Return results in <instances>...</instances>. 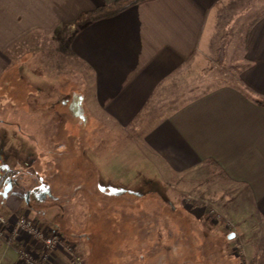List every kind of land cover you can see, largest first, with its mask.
Masks as SVG:
<instances>
[{"label": "crops", "instance_id": "crops-1", "mask_svg": "<svg viewBox=\"0 0 264 264\" xmlns=\"http://www.w3.org/2000/svg\"><path fill=\"white\" fill-rule=\"evenodd\" d=\"M112 1L0 0V91L11 83L20 89L22 83L25 95H31L7 98L2 93L1 102L14 106L23 99L34 108L41 103H53L49 89L26 81L21 69H29L40 82L49 78L56 82L59 77H49L48 69L41 74L30 64L31 60L26 65L18 58L19 43L41 36L51 44V50L43 49L46 59L53 55L56 59L71 57L76 63L77 77L79 68L87 74L85 83H90L91 93L89 97L83 94L85 103L100 107L113 124L126 127L141 110L144 109L143 115L147 113L160 87L171 82V76L182 67L189 64L201 69L206 65L205 56L211 55V42L221 19H229L230 25L238 26L244 15L241 0H141L112 16L87 19L89 11ZM224 10L230 12L223 15ZM242 55L239 84L216 86L163 111L158 118L154 114L151 124L139 133L141 145L133 148L157 178L164 171L191 172L212 162L221 170L223 181L245 188L256 218L264 225V14L246 32ZM60 64L55 67V74L62 75ZM74 89L79 100L78 87ZM57 94L61 100L63 97ZM76 102L72 105L79 104ZM36 113V108L28 111L26 127L21 126L17 113L11 119H0V124L15 128L23 137L35 138ZM42 130L46 133L50 127L44 125ZM3 138L0 154L5 153L8 143ZM123 159L109 155L103 162L109 174L122 183L127 175L124 165L121 166ZM40 188L36 185L29 193L33 190L36 194ZM5 192L0 193L1 215H25L36 219L42 227L58 228L62 233L58 244L46 251L48 255L40 264H78L75 257L80 253L81 263L88 264L90 243L84 233L72 227L71 219L68 223L67 211H60L62 208L57 206L54 210L53 205L36 208L14 192ZM43 198L40 195L33 200L46 203L48 198ZM62 215L66 223L59 220ZM262 235L257 246L249 247L247 253L239 252L246 261L250 259V264H264V226ZM18 247L19 244L10 246L0 241V264H21ZM29 248L37 256L43 253L39 243L31 242Z\"/></svg>", "mask_w": 264, "mask_h": 264}, {"label": "rangeland", "instance_id": "rangeland-1", "mask_svg": "<svg viewBox=\"0 0 264 264\" xmlns=\"http://www.w3.org/2000/svg\"><path fill=\"white\" fill-rule=\"evenodd\" d=\"M241 1L244 15L239 19L240 25H230L229 19H221L211 42V55L205 56L206 65L201 69L189 64L182 67L171 76V82L160 87L146 107L147 113L126 127L113 124L100 107L85 103L83 94L89 97L90 83H85L87 74L80 72V68L77 77L73 58L56 59L53 55L46 59L43 49L51 50V44L44 42L41 36L19 43L21 62L28 65L31 60L30 64L39 73L51 70L49 77H59V81L49 78L51 81L40 82L29 69H21L26 81L49 89V97L54 99L51 105L41 103L35 107V138L23 137L15 128L0 124V141H5L3 136L8 141L5 153L0 154V193L10 190L16 180L27 183V176L23 174H32L37 187L41 188L36 194L33 190L28 193V203L36 208L53 205L54 210L57 206L62 208L60 211H67L68 223L72 221L75 230L88 235L91 258L96 264H115L116 261L121 264H159L160 261L196 264L197 255L204 264H250V259L246 261L239 252L247 253L249 247L257 246L263 237L264 225L256 218L244 187L226 183L217 169L208 164L205 168L179 174L164 171L157 178L133 148L141 145L139 133L151 124L154 114L158 118L163 111L176 108L216 86L239 84L246 29L264 10V0ZM225 12L230 11L224 10L223 15ZM60 62L62 75L54 71ZM22 86L21 83L20 89H15V83L8 84L0 91V96L2 93L7 98L31 96L28 92L25 95ZM86 86L88 89L83 90ZM56 87L58 90L53 89ZM76 87L79 100L74 94ZM57 92L63 97L61 100ZM21 102L12 106L3 104L0 99V119H11L12 114L17 113L21 126L26 127V115L35 108L29 106L27 100L21 99ZM75 102L79 104L72 105ZM44 125L49 126L50 131L45 133ZM109 155L124 158L121 161L127 172L124 183L114 179L106 164L103 165ZM211 170L214 175L210 174ZM99 177L103 178L99 181ZM121 190L124 194L113 195ZM40 195L43 199L50 195L52 198L49 203L33 200ZM194 200L202 204L192 208L190 203ZM61 217L59 220L66 223L65 216ZM41 228L47 232V228ZM52 229L59 232L58 228ZM142 229L148 239L137 237ZM230 232L234 235L228 238ZM120 248L127 252L122 259L118 256ZM152 251L156 257L150 255ZM80 254L79 260L83 257ZM75 262L78 263L76 259Z\"/></svg>", "mask_w": 264, "mask_h": 264}, {"label": "built area", "instance_id": "built-area-1", "mask_svg": "<svg viewBox=\"0 0 264 264\" xmlns=\"http://www.w3.org/2000/svg\"><path fill=\"white\" fill-rule=\"evenodd\" d=\"M60 234L57 232H46L41 226L26 216L6 218L0 214V241L7 245L19 244L17 249L18 260L21 264H40V260L46 259L47 252L53 249L60 241ZM31 242L39 243L43 253L35 255L29 248ZM78 264L79 257H75Z\"/></svg>", "mask_w": 264, "mask_h": 264}, {"label": "trees", "instance_id": "trees-1", "mask_svg": "<svg viewBox=\"0 0 264 264\" xmlns=\"http://www.w3.org/2000/svg\"><path fill=\"white\" fill-rule=\"evenodd\" d=\"M139 1H141V0H113L112 2H110V3H105V4H103V5H101V6H99V7H97L96 9H94V10H92V11H89L88 13H87V19L89 20V21H94V20H98V19H101V18H105V17H109V16H112V15H114V14H117L118 12H120V11H122V10H124V9H126L127 7H129V6H131V5H134L135 3H137V2H139ZM264 14V10L263 11H261L259 14H257L253 19H252V21L250 22V24L248 25V27H247V29H246V32L249 30V27L251 26V24L256 20V19H258L260 16H262ZM245 36H246V33H245ZM258 103H262V101L261 100H256ZM150 102V99H149V101H147V104L146 105H148V103ZM143 113H144V109L143 110H141L139 113H137V115L131 120V122L129 123V125H132L136 120H138L142 115H143ZM208 165L209 166H211V168L213 167V168H215V169H217V171H218V173L219 174H221V170L216 166V165H214L212 162H209L208 163ZM211 175H214L215 173H214V170H211V173H210ZM23 176H27V183H23L22 181H17L16 180V182H14L13 183V186H12V188H10V191L11 192H14L18 197H20L21 199H23V201L26 203V204H28V193H29V191H30V189L31 188H33L34 186H36V181L37 180H35V178H34V176L32 175V174H23ZM76 187V186H75ZM79 188V186L77 185V188H76V190ZM9 190V189H8ZM113 194V193H112ZM116 193H114L113 195H115ZM50 197L52 198V196L50 195ZM49 197V198H50ZM47 199L46 200V203H49V200H51V198L50 199ZM191 206H192V208L195 206V205H201L202 203H200L199 201H196V200H194V201H191ZM182 217H185L184 215H182ZM36 220V219H35ZM146 228V227H145ZM143 229H144V227H143ZM140 230V232H138L136 235H137V237H140L141 238V240H142V238H146V239H148V236H147V232H145L144 230ZM54 229H52V227H47V232L49 233V232H52ZM59 234H61L62 235V233H61V231L59 230V232H58ZM87 237H88V235H87ZM120 250V252H119V254H118V256H120V258L122 259V258H124V257H126V255H127V252H126V249H119ZM155 251V250H154ZM154 251H152L151 253H150V255H153V256H155L156 257V255H155V253L153 254V252ZM197 252H199V251H197ZM87 258H88V264H96L95 263V261H93L92 260V258H91V248L89 249V252H88V255H87ZM163 258H164V254H163ZM196 258H198V260H196L194 263H196V264H204V262L203 263H200V258H199V256L197 255V257ZM187 260V259H186ZM166 261V260H165ZM120 262H121V260H120ZM185 262V261H184ZM116 264H121V263H119L118 261H116L115 262ZM185 263H187V261L185 262ZM190 263V262H189ZM98 264V263H97ZM159 264H168L167 262L166 263H162L161 261L159 262ZM191 264H193V263H191Z\"/></svg>", "mask_w": 264, "mask_h": 264}, {"label": "water", "instance_id": "water-1", "mask_svg": "<svg viewBox=\"0 0 264 264\" xmlns=\"http://www.w3.org/2000/svg\"><path fill=\"white\" fill-rule=\"evenodd\" d=\"M233 235H234V233L233 232H230V233L227 234V237L228 238H231V237H233Z\"/></svg>", "mask_w": 264, "mask_h": 264}]
</instances>
